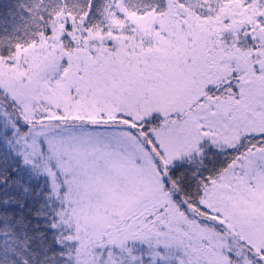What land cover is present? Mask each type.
Masks as SVG:
<instances>
[{"label": "snow or ice", "instance_id": "6c2138e0", "mask_svg": "<svg viewBox=\"0 0 264 264\" xmlns=\"http://www.w3.org/2000/svg\"><path fill=\"white\" fill-rule=\"evenodd\" d=\"M0 264H264V0H0Z\"/></svg>", "mask_w": 264, "mask_h": 264}]
</instances>
